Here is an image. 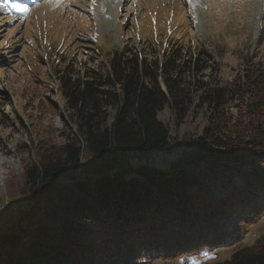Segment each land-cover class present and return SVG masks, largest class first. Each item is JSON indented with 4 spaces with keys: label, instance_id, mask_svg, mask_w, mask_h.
<instances>
[{
    "label": "trees",
    "instance_id": "obj_1",
    "mask_svg": "<svg viewBox=\"0 0 264 264\" xmlns=\"http://www.w3.org/2000/svg\"><path fill=\"white\" fill-rule=\"evenodd\" d=\"M156 47L125 44L103 67L57 72L75 133L25 168L0 264H264V232L224 257L213 248L264 213V67L225 81L203 41ZM165 106L175 125L195 109L205 120L168 162L157 158L175 140Z\"/></svg>",
    "mask_w": 264,
    "mask_h": 264
},
{
    "label": "rangeland",
    "instance_id": "obj_2",
    "mask_svg": "<svg viewBox=\"0 0 264 264\" xmlns=\"http://www.w3.org/2000/svg\"><path fill=\"white\" fill-rule=\"evenodd\" d=\"M33 1L0 0V223L12 203H25V168L75 133L57 90L63 66L103 67L125 44L146 48L156 41L158 52L172 38L191 48L203 41L225 81L246 65L264 67V0ZM158 118L175 137L169 152L158 151L166 162L201 134L205 122L202 109H195L175 125L168 106ZM242 232L237 241L208 247L219 250V258L252 243L264 232V213Z\"/></svg>",
    "mask_w": 264,
    "mask_h": 264
},
{
    "label": "snow or ice",
    "instance_id": "obj_3",
    "mask_svg": "<svg viewBox=\"0 0 264 264\" xmlns=\"http://www.w3.org/2000/svg\"><path fill=\"white\" fill-rule=\"evenodd\" d=\"M0 7H3V5H0ZM13 7H16L19 11H22V12L27 11V9L21 8L19 5H13Z\"/></svg>",
    "mask_w": 264,
    "mask_h": 264
},
{
    "label": "bare ground",
    "instance_id": "obj_4",
    "mask_svg": "<svg viewBox=\"0 0 264 264\" xmlns=\"http://www.w3.org/2000/svg\"><path fill=\"white\" fill-rule=\"evenodd\" d=\"M53 77H54V76H53ZM0 164H1V162H0ZM2 173H3V171L0 170V178H1Z\"/></svg>",
    "mask_w": 264,
    "mask_h": 264
},
{
    "label": "water",
    "instance_id": "obj_5",
    "mask_svg": "<svg viewBox=\"0 0 264 264\" xmlns=\"http://www.w3.org/2000/svg\"><path fill=\"white\" fill-rule=\"evenodd\" d=\"M80 173L78 172V174H76L77 175V177H80V175H79ZM82 176V175H81Z\"/></svg>",
    "mask_w": 264,
    "mask_h": 264
}]
</instances>
